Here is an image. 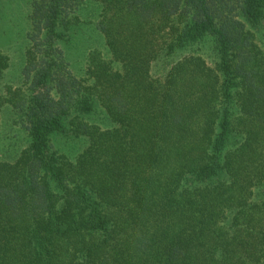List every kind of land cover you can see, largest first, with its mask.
Masks as SVG:
<instances>
[{
	"label": "trees",
	"instance_id": "trees-1",
	"mask_svg": "<svg viewBox=\"0 0 264 264\" xmlns=\"http://www.w3.org/2000/svg\"><path fill=\"white\" fill-rule=\"evenodd\" d=\"M27 1L0 264H264V0Z\"/></svg>",
	"mask_w": 264,
	"mask_h": 264
},
{
	"label": "rangeland",
	"instance_id": "rangeland-1",
	"mask_svg": "<svg viewBox=\"0 0 264 264\" xmlns=\"http://www.w3.org/2000/svg\"><path fill=\"white\" fill-rule=\"evenodd\" d=\"M30 5L27 0H0V51L10 58V66L0 83V94H5L8 87L17 88L20 84L21 71L25 64L27 47V32L29 30L28 12ZM88 32L92 25L85 27ZM91 36V34H90ZM83 44L79 43L74 54L82 51ZM85 61L81 57L80 73ZM3 124L0 127V161H15L21 151L27 146V133L19 125H13L16 114L10 105L4 106Z\"/></svg>",
	"mask_w": 264,
	"mask_h": 264
}]
</instances>
